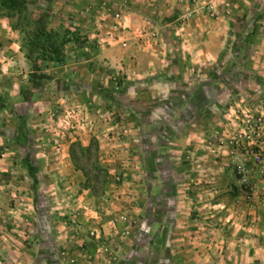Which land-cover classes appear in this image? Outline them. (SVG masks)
I'll use <instances>...</instances> for the list:
<instances>
[{
    "label": "rangeland",
    "instance_id": "374dc122",
    "mask_svg": "<svg viewBox=\"0 0 264 264\" xmlns=\"http://www.w3.org/2000/svg\"><path fill=\"white\" fill-rule=\"evenodd\" d=\"M1 62L0 264H264V0H0Z\"/></svg>",
    "mask_w": 264,
    "mask_h": 264
},
{
    "label": "crops",
    "instance_id": "0c3cea01",
    "mask_svg": "<svg viewBox=\"0 0 264 264\" xmlns=\"http://www.w3.org/2000/svg\"><path fill=\"white\" fill-rule=\"evenodd\" d=\"M5 65H6V63H5ZM5 65L3 64V62H1L0 63V69L5 67ZM18 65H20V64H18ZM3 73H0V96L2 97V100H3L2 104L5 107V109H3V110L0 109V115L1 116H4V115L7 116L9 114L8 113L9 112V105H8V101H6V98H8L9 96L7 97L4 94H6V92H5L6 90H8V92L10 90L3 83V81L5 80ZM4 124L5 123H3V120H2V122L0 121V145H1V147H3V149L7 148V146H9V144H10V143L6 142V139H9V133L7 134V132H5L7 129H6V126ZM18 164H20V163H18ZM13 165H14V158H12L10 155H8V153H1V156H0V170L2 171L0 174L1 181L7 182L9 180L7 177L9 176L10 170L11 169L13 170V168H11ZM5 171H8V172H5ZM255 224H256L255 226H257L261 229L264 228L263 220L258 219L255 222ZM255 243L258 246H262L264 244V240L257 241Z\"/></svg>",
    "mask_w": 264,
    "mask_h": 264
},
{
    "label": "built area",
    "instance_id": "2783aa9c",
    "mask_svg": "<svg viewBox=\"0 0 264 264\" xmlns=\"http://www.w3.org/2000/svg\"><path fill=\"white\" fill-rule=\"evenodd\" d=\"M208 7L210 9H212L213 4L210 3L208 5ZM113 15H114L113 18H114V22H115V26H114L115 28L113 31L110 32V36H113L114 33L116 32V34L118 33L117 35L119 37V33L122 32V30L120 31V29H122V27H123L122 14H121V12L114 10ZM119 40L123 46L126 45V42H125L126 39L125 38L120 37ZM258 121H259V118H258ZM262 128H263V126H261V122H256V121H255V125L249 126V130L253 131L255 133L254 134L255 136L259 135V131L260 130L262 131ZM231 152H233V151H231ZM242 154L252 155V160L257 165L258 171L264 175V149H258L255 151V150H252L251 147H244Z\"/></svg>",
    "mask_w": 264,
    "mask_h": 264
}]
</instances>
